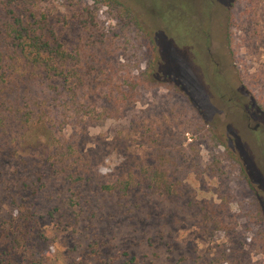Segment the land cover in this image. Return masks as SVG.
I'll list each match as a JSON object with an SVG mask.
<instances>
[{
    "label": "rangeland",
    "instance_id": "rangeland-1",
    "mask_svg": "<svg viewBox=\"0 0 264 264\" xmlns=\"http://www.w3.org/2000/svg\"><path fill=\"white\" fill-rule=\"evenodd\" d=\"M22 2L70 53L104 36L88 65L121 77L155 63L180 90L140 88L118 118L66 128L82 156L63 174L50 125L0 132V264H264V0H123L131 12L103 6L98 31L75 18L91 0ZM160 154L175 196L139 178L102 190Z\"/></svg>",
    "mask_w": 264,
    "mask_h": 264
},
{
    "label": "trees",
    "instance_id": "trees-1",
    "mask_svg": "<svg viewBox=\"0 0 264 264\" xmlns=\"http://www.w3.org/2000/svg\"><path fill=\"white\" fill-rule=\"evenodd\" d=\"M22 1L11 0L7 4L0 0V132L18 126L48 130L50 125L48 135H44L54 149L50 157L53 165L49 168L58 174L75 168L82 156L77 149L79 136L67 139L63 135L66 128L83 130L91 121L118 118L125 107L138 102L140 88L174 86L180 90L167 80L168 76L157 72L155 63L137 75L121 77L113 69L106 73L102 63L99 68L88 65L86 58L96 61L100 57L106 45L104 36L96 35L87 44L89 53L85 46L70 53L50 16L34 12ZM91 1L75 17L84 30L98 31L94 25L103 6L131 12L123 0ZM102 103L108 107H100ZM54 133H59L61 140H56ZM164 162L160 154V166L143 169L140 176L129 173L125 180L116 179L103 185L102 190L127 195L139 178L166 196H175L179 185L172 182V173L163 167ZM22 226L19 224L14 230L19 237H26L28 232Z\"/></svg>",
    "mask_w": 264,
    "mask_h": 264
}]
</instances>
